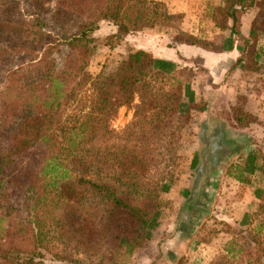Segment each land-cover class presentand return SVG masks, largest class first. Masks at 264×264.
I'll return each mask as SVG.
<instances>
[{
	"label": "trees",
	"instance_id": "trees-1",
	"mask_svg": "<svg viewBox=\"0 0 264 264\" xmlns=\"http://www.w3.org/2000/svg\"><path fill=\"white\" fill-rule=\"evenodd\" d=\"M25 1L36 11L27 14ZM236 5L241 9L231 12ZM254 6L261 15L253 33L264 35V0H228L216 10L218 21L230 17L236 30L239 14ZM85 15L76 32L60 30L62 22ZM171 17L164 3L145 0H0V137L7 143L0 155V264H87L55 246L53 233L66 247L65 228L91 227L112 263L134 255L149 238L175 166L173 147L192 120L181 99L192 69L166 74L144 49L122 58L110 77H94L89 66L101 22L117 26L107 39L115 48L132 29L162 26ZM172 38L209 46L184 33ZM64 46L71 53L57 70L52 55ZM255 46L238 64L256 65ZM123 107L135 108L124 137L110 129ZM234 115L240 126L256 121L239 108ZM162 160L169 163L158 168ZM19 194L30 218L13 226L3 202ZM102 254L94 255L100 260ZM210 264H264V200L248 228Z\"/></svg>",
	"mask_w": 264,
	"mask_h": 264
},
{
	"label": "crops",
	"instance_id": "crops-1",
	"mask_svg": "<svg viewBox=\"0 0 264 264\" xmlns=\"http://www.w3.org/2000/svg\"><path fill=\"white\" fill-rule=\"evenodd\" d=\"M150 1L164 3L169 15L180 18V33L209 44L176 43L160 32L129 37L134 51L152 53L158 70L171 75L192 69L183 102L204 106L199 112L207 131L200 135L201 154L192 159L193 171L166 196L170 214H155L146 243L124 264H210L232 238L227 227L248 228L264 200V91L244 81L251 69L245 61L238 64L254 43V59L264 64V35L252 30L260 10L254 6L238 13L234 30L232 18L221 24L216 14L228 0ZM240 9L236 5L231 12ZM238 108L256 121L238 125ZM198 208L202 214H188Z\"/></svg>",
	"mask_w": 264,
	"mask_h": 264
},
{
	"label": "rangeland",
	"instance_id": "rangeland-1",
	"mask_svg": "<svg viewBox=\"0 0 264 264\" xmlns=\"http://www.w3.org/2000/svg\"><path fill=\"white\" fill-rule=\"evenodd\" d=\"M149 2H155L150 0H145ZM22 8L27 11V14H32L33 11H36L29 3V1H25L22 4ZM167 9V8H166ZM150 12L152 9L149 10ZM261 15V13H260ZM34 17H28V21H33ZM88 20V16L85 15L80 18L71 17V21L69 19L65 22H62L60 25V30L62 32L72 33L76 32L77 29L80 27L81 23ZM179 22L180 18L178 16H172L170 19L166 20L162 26L156 27H139L137 29H132L130 34L124 37L119 44L115 46V48H111L107 45V39L111 36L112 33L118 30L117 26H115L112 22H101L100 29L94 33V37L98 41V47L95 51L94 56L91 59L89 72L94 77H110L114 72L118 65V62L127 56L130 52L134 51L135 44L134 41H130L129 37L139 35L142 32H146L148 34L160 32L166 33L168 36L173 37L174 35L180 33L179 31ZM261 36V35H260ZM256 47V46H255ZM71 51L67 47H61L58 50H55L54 55L52 58L57 60V70H62L67 65V57ZM34 56H38L35 54ZM254 58V57H253ZM252 61L251 59L249 60ZM19 61H16L14 64L19 65ZM254 63L256 65L251 68V70L244 74V81H247L249 84H252V88L256 89L260 93L264 91V64L259 65L256 60L254 59ZM14 67V65L12 66ZM257 71V72H255ZM188 76L185 75L184 78ZM1 86V85H0ZM3 86V84H2ZM247 87V85H246ZM246 93V91L244 92ZM184 94L182 93V103H183V110L188 111L191 115L192 120L189 122L188 127L183 131L182 138L180 137L179 141L174 145L173 149L175 152L173 153L175 158V166L169 168L171 170L170 175L168 176L167 180L165 181L162 190L160 191V198L158 199V205L156 208V214H170L168 208H170V204L167 195L170 194V190L178 183V181L182 180V178L186 177L193 171L192 167V159L197 155L201 154V149H198L200 141V135L206 134V128L204 127L203 119L200 116V110L202 111L204 106H191L189 104H185L184 101ZM139 101L137 100L135 104H138ZM134 113L135 108L131 107H123L120 109L118 116L111 122L110 129L120 136L124 137V133L129 127V125L134 121ZM205 120V119H204ZM208 121V119H207ZM206 124V123H205ZM177 140V139H176ZM7 143L4 141L2 137H0V155L4 152ZM200 150V151H199ZM261 158L264 161V154H261ZM160 159V158H159ZM169 162H165L162 160V163H158V168H163ZM202 190L199 191L198 197L202 196ZM22 194V193H20ZM20 197L16 198L13 197L11 202H3V204H7V208L5 209V213L9 214L7 221H11L13 226H18L19 224H26L29 221V214H25L22 209V200L21 195ZM209 198V197H208ZM207 198V199H208ZM206 199V201H207ZM188 214H202L197 210H194L192 213L189 210ZM172 214V211H171ZM254 216H252L253 219ZM246 229H242L237 226H229L227 227V231L231 234L232 237H235L237 232L244 231ZM63 242L66 247L60 244V240L58 239V234L53 233L51 236L57 238L54 241L55 246L57 249L61 251H67L69 254L76 259L84 260L87 264H124L126 263L124 258H117V260L112 263L110 259H104L102 252H100L99 246V236L98 234L91 228L86 226H80L75 228H65L64 230L60 231ZM22 238L26 240L24 233L22 234ZM238 238V237H237ZM1 241V240H0ZM146 241L143 242V245ZM22 246H26V244H22ZM99 246V247H98ZM99 248V253L102 254V258L100 260L96 259L97 249ZM75 255V256H74ZM100 255V254H99ZM101 262V263H100Z\"/></svg>",
	"mask_w": 264,
	"mask_h": 264
}]
</instances>
